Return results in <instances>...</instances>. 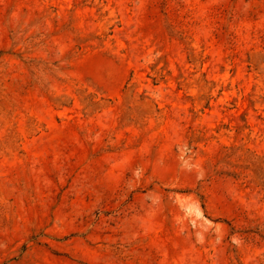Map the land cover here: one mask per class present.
Returning <instances> with one entry per match:
<instances>
[{"label":"rangeland","instance_id":"rangeland-1","mask_svg":"<svg viewBox=\"0 0 264 264\" xmlns=\"http://www.w3.org/2000/svg\"><path fill=\"white\" fill-rule=\"evenodd\" d=\"M0 264H264V0H0Z\"/></svg>","mask_w":264,"mask_h":264}]
</instances>
